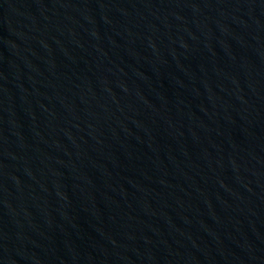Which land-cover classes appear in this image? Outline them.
<instances>
[{"label":"water","instance_id":"water-1","mask_svg":"<svg viewBox=\"0 0 264 264\" xmlns=\"http://www.w3.org/2000/svg\"><path fill=\"white\" fill-rule=\"evenodd\" d=\"M0 264H264V0H0Z\"/></svg>","mask_w":264,"mask_h":264}]
</instances>
